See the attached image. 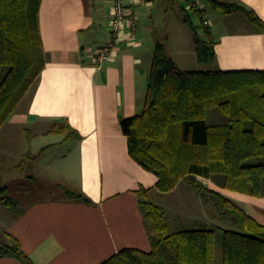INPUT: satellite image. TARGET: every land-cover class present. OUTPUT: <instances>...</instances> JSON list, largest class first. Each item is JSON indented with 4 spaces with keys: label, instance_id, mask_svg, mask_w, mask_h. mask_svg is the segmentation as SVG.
Returning <instances> with one entry per match:
<instances>
[{
    "label": "crops",
    "instance_id": "0c3cea01",
    "mask_svg": "<svg viewBox=\"0 0 264 264\" xmlns=\"http://www.w3.org/2000/svg\"><path fill=\"white\" fill-rule=\"evenodd\" d=\"M219 1L238 3L264 21V0ZM187 2L180 0V11ZM196 2L203 10L199 19L209 22L205 26L214 42L216 59L209 68L264 70V29L242 12H225L206 0ZM112 3L41 1L39 25L45 65L23 97L25 103L21 100L0 127V182L22 183L29 178L33 185L44 186L36 191L46 193L34 194L18 210L0 201V227L16 237L30 264H99L123 248L149 251L151 244L139 207L141 188L147 189L150 201L165 209L168 224L169 210L176 214L183 210L182 203L169 208L158 197L169 193L175 197L186 178L168 192L159 191L156 174L129 154L120 119L142 107L157 41L181 69L203 70L195 68L199 61L193 34L182 17L174 14L172 0H124L137 16L136 39L116 42L114 58L94 64L92 51L112 35L108 27ZM156 4L167 18L162 32L153 16ZM207 9L212 13L208 15ZM217 10L226 14L220 25L214 18V14L221 18ZM207 121L222 123L227 117L218 114ZM197 179L264 225V194L227 189L221 174ZM187 182L185 195L190 200L187 214L181 217L190 227L185 229L222 232L214 202L210 198L204 202ZM27 189L32 193L36 187L29 185ZM67 191L79 192L88 201ZM214 249L215 264H222V243L218 253ZM0 264L26 263L0 256Z\"/></svg>",
    "mask_w": 264,
    "mask_h": 264
},
{
    "label": "trees",
    "instance_id": "16d2710c",
    "mask_svg": "<svg viewBox=\"0 0 264 264\" xmlns=\"http://www.w3.org/2000/svg\"><path fill=\"white\" fill-rule=\"evenodd\" d=\"M41 1L0 0V127L45 65ZM206 1L225 12H242L264 29V21L238 3ZM202 11L181 9L196 57L209 65L216 59L214 42L209 35L201 39L193 22V16L202 18ZM218 114L227 121L208 123L207 118ZM120 124L129 154L156 174L159 191L174 189L185 177L204 202H214L217 220L228 225L218 226L223 233L222 264H264V225L197 179L221 174L227 189L264 194V70H183L157 41L142 107ZM9 187L0 182V201L13 209L16 201L6 195ZM67 192L88 201L79 192ZM138 192L151 249L123 248L99 264H215V229L170 231L165 209L147 198V189ZM0 256L30 264L16 237L1 227Z\"/></svg>",
    "mask_w": 264,
    "mask_h": 264
},
{
    "label": "rangeland",
    "instance_id": "374dc122",
    "mask_svg": "<svg viewBox=\"0 0 264 264\" xmlns=\"http://www.w3.org/2000/svg\"><path fill=\"white\" fill-rule=\"evenodd\" d=\"M178 1V3H177ZM173 2V11H174V14L179 17V19H181L182 17V13L180 11V8H179V3H180V0H172ZM153 16H154V19H155V25H156V28L159 32H162L166 29V23H167V18L163 15V13H160L159 12V9H158V5L156 4L153 8ZM207 14L209 15V13H212V9H207L206 10ZM221 15V18L219 16H215L214 14V18L216 19L218 25L222 24L223 23V15H226L224 14L223 12L221 11H218L217 10V15ZM193 22L194 24L196 25V31H197V34L198 36L201 38V39H206V37L209 35H211V32L209 30V28H207L205 26V24L203 23V21L201 19H199V17L197 16H193ZM191 31V30H190ZM192 32V31H191ZM195 68H199V69H208L209 68V65L208 64H202L199 62L198 65H196ZM23 100V98H22ZM26 101V98L25 100H23V102L21 103H25ZM14 113V112H13ZM21 147V144L17 145V148L18 150H20V147ZM15 160V158L13 159ZM31 180L29 178H27L26 180H24L22 183H18V182H15V181H12L11 183H9V190L6 192L7 196L11 197L12 199H14L16 202V204L14 205V208L12 210H18L19 208H21L24 204L25 201H27L29 198H31V196H33L34 194H36L37 196H40V194H43L45 193L44 190H40V191H36L37 188H40V189H44V186L42 185H38V184H32V181L30 182ZM187 178L184 180H182L176 190L175 193V197H173L174 194H162L160 197H158L161 201H162V204H164V202H166V204H168V207L171 208V204L173 203H182V208L183 210H179L177 211V214L174 213L172 210H169V230L170 231H176V230H179V229H185V228H189L190 225L186 222V220H184L183 217L181 216H184L185 214H187L186 212V205L187 203H189V198L187 195H185V187L186 185L188 184L187 182ZM32 186V187H36V189H34L35 193H33L34 191L32 190V193H29L27 190V187L28 186ZM32 189V188H31ZM46 194V193H45ZM44 194V195H45ZM42 196V195H41ZM158 199V200H159ZM221 225H223L224 227H227L228 225L226 224H222L220 223ZM222 235L223 233L221 231H215V247L217 249V253L218 251L220 250L221 248V243H222Z\"/></svg>",
    "mask_w": 264,
    "mask_h": 264
},
{
    "label": "built area",
    "instance_id": "2783aa9c",
    "mask_svg": "<svg viewBox=\"0 0 264 264\" xmlns=\"http://www.w3.org/2000/svg\"><path fill=\"white\" fill-rule=\"evenodd\" d=\"M186 9H200L198 2L188 1L185 5ZM203 23L208 25L209 22L204 19ZM137 16L124 5V0H113L111 6V18L108 23L109 30L112 35L111 38L104 44L98 46L92 51L91 59L94 64L100 65L104 61L113 59L115 56V43L126 39L128 41H135L137 36ZM128 27L127 30L125 28Z\"/></svg>",
    "mask_w": 264,
    "mask_h": 264
}]
</instances>
